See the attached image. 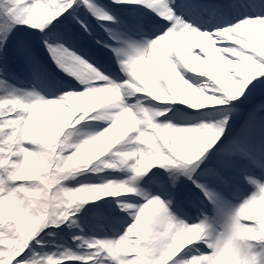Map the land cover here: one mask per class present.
Instances as JSON below:
<instances>
[{
  "label": "snow or ice",
  "instance_id": "1",
  "mask_svg": "<svg viewBox=\"0 0 264 264\" xmlns=\"http://www.w3.org/2000/svg\"><path fill=\"white\" fill-rule=\"evenodd\" d=\"M230 7L0 0V91L10 87V51L40 79L35 49L24 41L11 48L18 28L39 33L53 63L82 88L53 98L35 85L0 94V264H264V47L250 28L264 26V0H244L243 13L211 31L192 20ZM62 18L79 26L73 37L107 49L116 71L72 51L71 37L57 31ZM201 40L222 54L227 86ZM50 109L63 113L55 125L44 118ZM91 122L103 127L89 129ZM101 172L123 179L71 185ZM106 198L131 222L115 238L84 236L81 212ZM49 229H67L76 248L41 254L46 237H59Z\"/></svg>",
  "mask_w": 264,
  "mask_h": 264
},
{
  "label": "rangeland",
  "instance_id": "2",
  "mask_svg": "<svg viewBox=\"0 0 264 264\" xmlns=\"http://www.w3.org/2000/svg\"><path fill=\"white\" fill-rule=\"evenodd\" d=\"M25 2H26V0H25ZM237 2H239V1H237ZM241 9H244L243 3H241V4L235 3L234 6L232 7V10L234 11V15L241 14ZM81 16L83 19H85L87 21L88 24H90L87 20L88 19L87 16H85L83 13H81ZM64 21H65V23H64ZM90 22L93 23L95 21L91 19ZM65 25L68 28H70L72 35H73V33H79L80 32V30H79V32H77V30L74 29L73 25H76V24L71 21V18H68V19L62 18V22L57 25V31L63 32V34L66 35L67 31H66ZM89 26H90L91 31L95 37H98L101 40H105V38H107L106 34L104 35L105 37L104 36L101 37V35L98 32L97 27H94L91 24ZM105 26H108V25H105ZM250 28L252 30L253 36L255 37L257 44L260 45L261 47H264V26L253 25V26H250ZM152 31H154L153 28H152ZM71 34L69 35V37H71L70 39H73V36ZM79 38L82 41H84L86 44H90L93 46V44L89 41V38H86L83 36H79ZM18 41L27 42L33 49H35V51L37 49L41 53L40 54L36 51V53L40 59V62L42 64L44 62V60L42 59L44 56L50 62L53 70L56 73H58L59 76L63 77L67 81L72 80V81H74V83L77 84V82L74 79L65 75L53 63V61H52L51 57L49 56L47 50L44 49V47L42 45L41 35L39 33L33 32L31 29H28V28H18L12 37V45H11L12 49L15 48ZM96 46L100 47L98 45H96ZM70 49H72V48L70 47ZM77 54H79L80 56L82 55L80 52H77ZM107 56L111 57L112 54L107 49L102 48V47H100V50H98L97 53L95 54V58H97V59H101V58H104ZM10 60L14 61L15 65L18 66V68L23 72V74L28 75V76H33L32 69L26 63H24V61L20 57L14 55L12 51H10ZM91 64L96 65L93 62H91ZM39 75H40V73H39ZM11 79H13V77H11ZM12 81H13L12 83L7 81V85L10 87L5 88L3 91H0V94H4L7 91H9L10 89L31 91L33 86L35 85V84H30V85L26 86L25 88H23L21 86V82H16L14 80H12ZM39 82L41 83L43 81L39 80ZM35 87H36L37 91H39V89L36 85H35ZM78 88L79 87L77 85L64 84L63 88H61L59 90L58 95H60L64 90H79ZM39 92H41V91H39ZM41 94L44 95V93H42V92H41ZM52 97H53V95L49 96V98H52ZM68 103L70 105L73 103L83 104L84 101H74V102L69 101ZM38 115H39V113H38ZM62 116H63V113L60 112L58 109H50L47 116L44 118L48 119L51 124L55 125L56 123H58L61 120ZM77 127L79 128V126H77ZM87 127L89 129L95 127L96 130H99L101 128L100 125L96 124V122L89 123L87 125ZM69 131H74V130H69ZM5 167H7V165H5ZM110 179H123V175L120 173H115V172H102V173H99L96 175L88 173V174H85V175L79 177L77 181H72L71 185L74 187L77 184H99L105 180H110ZM153 190H156L155 187L152 188V191ZM249 191H251V190L249 189ZM139 202L143 203V200H140ZM238 202L239 201H237V203ZM116 216L122 217L124 222L125 221H127L128 223L131 222L130 218L125 213L121 212L116 207V200L113 198H106V199L98 201L94 204L86 205L85 208L83 209V211L81 212L80 218H79L81 225L84 227L83 235L86 237L96 236L97 238H115L116 236H118L119 234H121L123 232V228L126 227L127 225L125 223H123L121 225V227L115 226V227L109 228V227H103V224H104L103 221H106L107 217H116ZM101 224H102L101 227L98 226ZM102 230L105 231L106 233L105 232L103 233ZM49 231L59 232V237L48 236V238H50V240L45 241V244H44V247L41 251V254L62 251L63 250L62 248L56 247V245H61V244L66 245L68 247H71L73 249L76 248V245L73 244L71 241L72 233H70L67 229H64L63 231L52 230V229L50 230L49 229ZM61 232L65 233V234L61 236V234H60ZM75 234L79 235L81 233L76 231Z\"/></svg>",
  "mask_w": 264,
  "mask_h": 264
},
{
  "label": "bare ground",
  "instance_id": "3",
  "mask_svg": "<svg viewBox=\"0 0 264 264\" xmlns=\"http://www.w3.org/2000/svg\"><path fill=\"white\" fill-rule=\"evenodd\" d=\"M105 2L110 3V0H105ZM223 2L228 3V0H223ZM122 13L125 15H128L131 18H136V17H132L128 11H122ZM140 14H142L145 18L151 16V13L143 12V10H141ZM229 15L232 16L231 13L229 14V12H227L223 17L216 16V17L210 18V19H213V22L210 23L209 25H207L205 23V20H204L205 17L206 18L208 17L207 14L193 13L192 14V20H198L199 24L197 27L201 28V30L207 29V30L211 31L212 28H214L217 25V23L221 22L222 20H227L229 18ZM225 40H226V42H231L230 40H227V37H225ZM199 43H201L204 47H206L208 49L210 66H211L213 73L217 76V78L223 79L224 84L227 86L228 80L226 78H224V76H223L222 54L216 53L213 50L214 46L209 44V42L206 40H201V41H199ZM193 63L196 64L198 62H193ZM199 66L201 68H204V69H207L209 67L208 65H199ZM99 125H100V127H103L102 124H99ZM117 221L121 222L118 219L109 218V221H107L106 223H104L105 221H103V223H104L103 227H110L111 225H114L115 223L119 224ZM104 232L105 231H103V233Z\"/></svg>",
  "mask_w": 264,
  "mask_h": 264
},
{
  "label": "trees",
  "instance_id": "4",
  "mask_svg": "<svg viewBox=\"0 0 264 264\" xmlns=\"http://www.w3.org/2000/svg\"><path fill=\"white\" fill-rule=\"evenodd\" d=\"M60 234H61V235H64L65 233H62V232H61ZM68 238H69V237H68Z\"/></svg>",
  "mask_w": 264,
  "mask_h": 264
}]
</instances>
